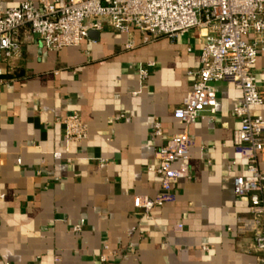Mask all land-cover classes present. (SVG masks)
Returning <instances> with one entry per match:
<instances>
[{
	"label": "crops",
	"instance_id": "1",
	"mask_svg": "<svg viewBox=\"0 0 264 264\" xmlns=\"http://www.w3.org/2000/svg\"><path fill=\"white\" fill-rule=\"evenodd\" d=\"M34 1L1 0L4 9ZM202 35L135 33L126 50L127 37L104 25L78 47L51 52L36 39L2 62L0 264H264L238 229L248 217L233 195L234 178L245 175L232 144L241 93L229 82L216 85L214 118L189 126L190 176L174 186V201L149 216L133 207L134 197L159 191L164 141L153 124L165 137L181 132L173 112L200 67ZM253 74L264 92V52ZM73 113L87 127L84 141L65 137L62 121ZM254 114L264 119V105ZM259 167L264 174V152Z\"/></svg>",
	"mask_w": 264,
	"mask_h": 264
},
{
	"label": "built area",
	"instance_id": "2",
	"mask_svg": "<svg viewBox=\"0 0 264 264\" xmlns=\"http://www.w3.org/2000/svg\"><path fill=\"white\" fill-rule=\"evenodd\" d=\"M104 25L127 37L126 50L135 48V33L173 40L190 31L203 32L200 67L188 73L192 87L173 112L181 132L165 137L161 124H153L154 138L164 141L155 153V172L161 176L159 191L154 198L134 197V209L149 216L174 201V186L190 176L193 141L189 126L198 119L214 118L216 85L229 82L241 93V103L233 110L239 128L232 144L245 163V175L234 178L233 195L247 204L248 217L238 220V229L252 236L256 251L264 252V174L259 167L264 119L254 114L255 108L264 105V92L253 74L258 54L264 52V0H35L8 9L0 0V65L18 58L22 44L37 39L46 50L58 52L78 47ZM2 75L0 67V94ZM138 76L140 82L145 81L147 69H140ZM62 124L68 141L87 139V127L79 115H68ZM74 232H80V227Z\"/></svg>",
	"mask_w": 264,
	"mask_h": 264
},
{
	"label": "water",
	"instance_id": "3",
	"mask_svg": "<svg viewBox=\"0 0 264 264\" xmlns=\"http://www.w3.org/2000/svg\"><path fill=\"white\" fill-rule=\"evenodd\" d=\"M96 35H97L96 32H91V33L89 34V36H96Z\"/></svg>",
	"mask_w": 264,
	"mask_h": 264
}]
</instances>
